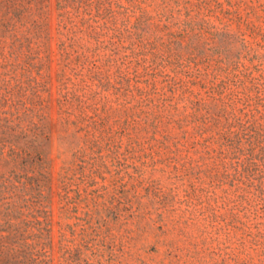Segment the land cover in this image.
Instances as JSON below:
<instances>
[{"label": "trees", "instance_id": "16d2710c", "mask_svg": "<svg viewBox=\"0 0 264 264\" xmlns=\"http://www.w3.org/2000/svg\"><path fill=\"white\" fill-rule=\"evenodd\" d=\"M57 11V106L75 161L101 167L105 148L117 157L116 105L149 99L156 154L190 195L205 196L202 214L212 216L220 198L232 206L231 240L241 230L264 240V72L240 54L230 63L231 53L213 71L180 63L184 49L200 48L203 28H214L210 10L196 7L176 23V44L149 54L122 46L132 37L121 0H57ZM216 37L228 48L224 31ZM54 41L51 0H0V264H56Z\"/></svg>", "mask_w": 264, "mask_h": 264}, {"label": "rangeland", "instance_id": "374dc122", "mask_svg": "<svg viewBox=\"0 0 264 264\" xmlns=\"http://www.w3.org/2000/svg\"><path fill=\"white\" fill-rule=\"evenodd\" d=\"M121 5L131 20L132 39L122 44L129 53L146 48L149 54L163 44H176L171 38L181 33L176 23L198 15L199 6L210 10L207 15L214 28H203L200 48L184 49L180 63L197 62L213 71L231 53L230 63L241 56L242 63L258 69L256 73L264 72V0H121ZM51 17L56 264H264V240L256 243L243 230L229 238L230 230L235 233L229 226L232 206L214 199L212 216L202 214L205 196L190 195L189 183L177 179L174 164L161 162L149 99L140 102L138 96L127 104L132 96L122 97L116 105L121 111L114 127L120 146L117 157H110L105 148L101 167L85 168L82 161H75L57 106V0H51ZM220 31L230 37L228 48L219 44Z\"/></svg>", "mask_w": 264, "mask_h": 264}]
</instances>
